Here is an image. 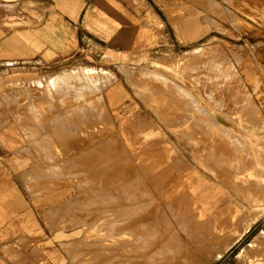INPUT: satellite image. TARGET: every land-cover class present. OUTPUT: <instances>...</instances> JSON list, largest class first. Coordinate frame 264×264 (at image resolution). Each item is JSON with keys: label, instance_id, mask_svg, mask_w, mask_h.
<instances>
[{"label": "rangeland", "instance_id": "374dc122", "mask_svg": "<svg viewBox=\"0 0 264 264\" xmlns=\"http://www.w3.org/2000/svg\"><path fill=\"white\" fill-rule=\"evenodd\" d=\"M192 1L224 22L211 19L208 35L193 43L166 39L158 23L157 43L140 45L139 30L150 16L144 1L128 0L119 46L87 34L76 52L52 61L0 60V109L6 96L29 101L18 106L27 112L22 121L37 158L24 175L28 196L55 194L44 204L47 227L77 231L61 248L36 247L18 236L0 245L1 259L48 264L44 256L53 251L66 264H264V0ZM17 2L0 0L1 21H18ZM78 66L94 69L88 81L93 91L86 82L75 91L83 89L78 99L74 91L52 90L49 97L48 76ZM11 78L17 82L12 86ZM98 126L110 129L92 145L103 140L102 159L95 153L86 158L87 133L101 132ZM59 157L69 172L43 175ZM95 160L116 165L114 174L95 169ZM226 215L223 224L219 218ZM129 224L138 226L134 238L126 234Z\"/></svg>", "mask_w": 264, "mask_h": 264}, {"label": "crops", "instance_id": "0c3cea01", "mask_svg": "<svg viewBox=\"0 0 264 264\" xmlns=\"http://www.w3.org/2000/svg\"><path fill=\"white\" fill-rule=\"evenodd\" d=\"M127 1L18 0V21L9 24L12 22L9 17L0 20V60L52 61L76 52L80 42L93 34L99 40H108L119 46L125 32ZM133 1H144L150 16L142 23L147 27L139 30L140 45L157 43V39H160L156 30L158 23H162L166 39L176 40L183 45L206 37L211 30V19L223 22L192 0ZM138 23H141V19ZM212 29L214 32L213 26ZM13 81H10L11 86L17 83ZM3 88L6 90L8 85ZM114 92L112 96H115ZM11 96L5 97L4 109H0V245H7L16 237L23 236L36 247L46 248L47 243L49 248H61L60 243L76 238L77 231L70 233L76 230L74 227L63 231L47 227L43 217L44 204L47 198L55 197V194L46 196L52 193L41 191L38 195L30 196L36 199L37 204L30 201L24 175L34 166L37 158L30 154L35 150L29 146L24 130L26 121H22L27 112L19 111L18 107L29 101ZM49 255L44 256L48 264L67 263L58 253L52 251ZM0 264L11 263L0 258Z\"/></svg>", "mask_w": 264, "mask_h": 264}, {"label": "bare ground", "instance_id": "6f19581e", "mask_svg": "<svg viewBox=\"0 0 264 264\" xmlns=\"http://www.w3.org/2000/svg\"><path fill=\"white\" fill-rule=\"evenodd\" d=\"M211 1V3L214 5V3L212 2L213 0H210ZM217 6V5H216ZM193 51H196V52H191V53H194V54H202L203 53V51L201 50V49H194ZM209 62V60L208 59H206L205 60V63H208ZM216 62H218V59L216 60ZM202 60L201 59H199L197 62H196V64H195V66L197 67V69H201L202 68ZM218 65V64H217ZM212 69L214 70V71H216L217 70V67H216V65H212ZM245 68H243V70H244ZM247 69V68H246ZM245 69V70H246ZM94 71V69L91 67H84V66H78V67H75V68H66V69H64V70H61L60 72H58V73H56V74H54V73H52V75H49L48 77H49V79L46 81V83H45V91H46V93H48L49 94V97H52L53 95L51 94V92H52V90L53 91H55L56 90V93H62L63 91H65V93H64V95L65 94H67V93H69V92H73L74 91V98L75 99H78L80 96H82L81 94L83 93V89H82V91H80V92H82V93H80L79 91V93H76L75 91H77V89L78 88H80L78 85H80V84H85L86 82L88 83V81H89V79H91V75L90 74H92V75H95L94 73H91V72H93ZM99 72H102V73H106L107 75H109L108 77H112V73L111 72H109V71H107V70H101V71H99ZM75 76H78V77H75ZM100 76L102 77V75L100 74ZM47 77V78H48ZM93 79V78H92ZM91 79V80H92ZM167 77L166 76H164L163 78H161V80L163 81V82H167ZM171 80H173V79H171ZM36 81V80H35ZM37 81H39V79H37ZM89 82H92V81H89ZM86 83V87H88L87 85L89 84H87ZM90 85V84H89ZM96 85V84H95ZM84 86V85H83ZM90 87H91V85H90ZM90 87L88 88V89H90ZM99 87H100V84H99ZM173 87L175 88V90L176 91H178V86H177V84H174L173 85ZM82 88V87H81ZM80 88V89H81ZM92 88V87H91ZM96 88V87H95ZM98 88V87H97ZM93 89H94V86H93V88H92V91H93ZM79 90V89H78ZM97 89H95V91H96ZM84 91H85V93L86 92H88V90L86 91V89L84 88ZM91 90H89V92H90ZM91 91V92H92ZM99 91V90H98ZM185 91V90H184ZM90 92V93H91ZM173 92V91H172ZM171 92V94L173 95V93ZM76 93V94H75ZM96 93V92H95ZM64 95H63V97L62 98H64ZM95 95H100L99 96V98L102 96V94H98V93H96ZM62 96V95H61ZM65 96H67V95H65ZM72 96V95H71ZM71 96H69V97H71ZM95 97H97L98 98V96H94V99H95ZM33 101V100H32ZM32 101H30V102H32ZM38 101H40V99H38V100H35L34 102L35 103H37ZM65 102H67L66 100H64ZM47 101H44V103H46ZM36 114L38 115V116H40L41 114H40V112L39 111H37L36 112ZM254 114L255 115H257V116H259V117H261V115H260V112H259V110H258V108H256V107H254ZM172 115V114H171ZM68 119H69V117H68ZM169 119H171V118H169ZM172 120V119H171ZM30 126V122H29V124H28V127ZM98 128H99V130L101 131V132H99V133H97V134H94L93 133V131L91 130V131H89L87 134V136H92V137H90L89 138V140H87V141H85V143H84V147H82V148H84V149H82V148H80V149H78V150H81V154H85L86 155V158H88L91 154H96V156L97 157H94V158H99L100 157V155H101V153H103V149H104V146H103V144H102V141H101V143H97L96 145H95V147L93 148V144L96 142V140H98V139H100L103 135H104V133L107 131H109L110 129H108V128H103V127H101L100 128V126H98ZM29 130H31V131H34V132H36L37 130H34L35 128H32V127H29L28 128ZM97 130V129H96ZM78 131V130H77ZM53 133V132H52ZM99 135H102V136H99ZM49 136L50 137H48L49 139L51 138V142H50V144H52V142H53V146H54V142H56L55 141V138L53 137L54 135H51L50 133H49ZM64 140L65 139H67V138H63ZM41 140V139H40ZM39 140V141H40ZM43 140H44V137H43ZM65 143H67V144H69V145H72V144H74L75 146H79L81 143H82V141L81 140H79V139H77V138H70V139H67V141L65 140L64 141ZM81 142V143H80ZM58 143L61 145V141H58ZM50 144H45L46 146H48V145H50ZM56 145V144H55ZM64 151H66L65 149H64ZM63 153H65V152H63ZM99 156H98V155ZM64 155H67V154H64ZM68 155H69V153H68ZM71 156H69V158H70ZM120 158V163L122 162V158L121 157H119ZM99 159H102V155H101V158H99ZM98 159V160H99ZM98 160L96 161L95 160V162H94V165L96 166H98V168H95V169H100L101 170V172H104L105 170H107V168H109V167H107L106 168V166L105 167H103V166H99L100 164L98 163ZM112 161V159L111 158H109L108 159V161ZM113 160H114V158H113ZM116 160V162L115 163H117V159H115ZM114 160V161H115ZM106 161H107V159H106ZM107 161V162H108ZM111 163V162H110ZM88 165H90V164H88ZM53 166V167H52ZM96 166V167H97ZM111 166H113V165H111ZM110 166V168L107 170V171H105L104 173L105 174H108L109 172H111V174L110 175H113L114 174V170L116 169V165L115 166H113V167H111ZM51 172L52 173H46L45 174V172H43V175H47V176H49V178H55V177H53V176H60L61 174V172H69V170H65V171H63L62 170V168L63 167H65L64 166V159H61L60 157H59V160H57L56 161V163H52L51 164ZM58 167L59 168H61V169H58ZM67 167V166H66ZM69 167V166H68ZM117 167H120L119 165L117 166ZM92 168H94V166H92ZM70 169V168H69ZM94 170H90V172H89V174L87 175L88 177H90L92 174H94V172H93ZM34 174H36V175H40V173L38 172V173H33V175ZM65 174H68V173H65ZM72 175H74L73 173H71ZM80 177H82V176H80ZM77 178V177H76ZM120 178V177H119ZM125 179V178H124ZM114 180H115V178H114ZM121 180V179H120ZM58 182V181H57ZM121 185V184H120ZM122 186V185H121ZM132 195H134L135 197H137L138 195V191L137 190H135L134 189V191H132V192H130ZM131 197V196H130ZM129 197V198H130ZM140 197V196H139ZM132 198V197H131ZM138 199V198H137ZM140 199V198H139ZM138 199V200H139ZM140 209V208H139ZM130 213V212H129ZM130 217V218H129ZM129 217H128V220H127V222L129 223V222H131V217H132V215L130 214L129 215ZM220 219V220H219ZM218 220L221 222V223H225L226 222V220H227V215L225 216V217H220ZM130 225V227H132V228H128L126 231H127V233L126 234H130V235H133V238L135 237V231H136V233L138 232V226H137V228L135 229V227L133 228V226L131 225V224H129ZM112 227V226H111ZM115 227H113V229H114ZM143 228L144 227H142V229H141V231L143 232ZM154 229H155V227H154ZM108 230H110V229H108ZM119 230V229H118ZM117 230V231H118ZM114 231H115V229H114ZM130 232V233H129ZM138 234H139V232H138ZM108 235H114V233H113V231L111 230L110 231V233L108 234ZM220 251V250H219ZM218 251V252H219ZM216 253V255H218L219 253ZM107 258V257H106ZM105 258V259H106ZM209 259V258H208ZM207 259V260H208ZM206 260V259H205ZM154 262H157L156 260L154 261ZM106 264H108V262L106 263Z\"/></svg>", "mask_w": 264, "mask_h": 264}]
</instances>
